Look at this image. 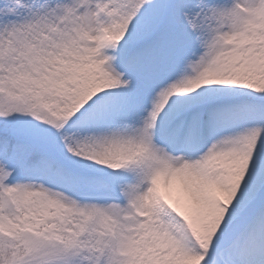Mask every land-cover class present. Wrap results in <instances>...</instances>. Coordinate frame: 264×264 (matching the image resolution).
I'll use <instances>...</instances> for the list:
<instances>
[{"label": "snow or ice", "instance_id": "snow-or-ice-1", "mask_svg": "<svg viewBox=\"0 0 264 264\" xmlns=\"http://www.w3.org/2000/svg\"><path fill=\"white\" fill-rule=\"evenodd\" d=\"M0 264H264V0H0Z\"/></svg>", "mask_w": 264, "mask_h": 264}]
</instances>
